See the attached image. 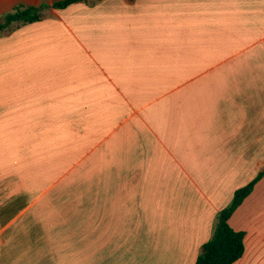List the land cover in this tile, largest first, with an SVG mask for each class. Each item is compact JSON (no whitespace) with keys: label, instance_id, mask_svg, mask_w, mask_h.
<instances>
[{"label":"crops","instance_id":"obj_1","mask_svg":"<svg viewBox=\"0 0 264 264\" xmlns=\"http://www.w3.org/2000/svg\"><path fill=\"white\" fill-rule=\"evenodd\" d=\"M0 0V264H194L264 172V0ZM264 264V177L229 219Z\"/></svg>","mask_w":264,"mask_h":264},{"label":"trees","instance_id":"obj_2","mask_svg":"<svg viewBox=\"0 0 264 264\" xmlns=\"http://www.w3.org/2000/svg\"><path fill=\"white\" fill-rule=\"evenodd\" d=\"M89 0H62L53 3L55 9H63L76 2ZM45 7L17 6L11 12L0 16V34L10 30L14 25L28 24L40 20ZM264 177V172L259 173L252 181L234 191L230 204L218 212L211 238L203 245L201 253L194 264H233L243 256L244 233L233 230L229 219L250 194L255 183Z\"/></svg>","mask_w":264,"mask_h":264}]
</instances>
